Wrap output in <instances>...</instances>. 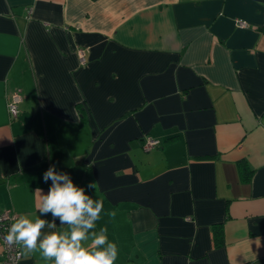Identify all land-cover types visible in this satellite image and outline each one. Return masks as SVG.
Segmentation results:
<instances>
[{
  "label": "crops",
  "instance_id": "crops-1",
  "mask_svg": "<svg viewBox=\"0 0 264 264\" xmlns=\"http://www.w3.org/2000/svg\"><path fill=\"white\" fill-rule=\"evenodd\" d=\"M53 164L116 264H264V0H0V213L35 219Z\"/></svg>",
  "mask_w": 264,
  "mask_h": 264
},
{
  "label": "clouds",
  "instance_id": "clouds-1",
  "mask_svg": "<svg viewBox=\"0 0 264 264\" xmlns=\"http://www.w3.org/2000/svg\"><path fill=\"white\" fill-rule=\"evenodd\" d=\"M43 180H51V185L47 194L41 188L35 190L39 215L35 219L25 214L13 217L3 237L6 244L25 254L38 253L46 264H116L118 245L109 240L107 227H97L104 201L87 194L54 164L43 173ZM87 188L95 189L96 183ZM49 214L51 220L41 218ZM57 221L65 226L63 231H55Z\"/></svg>",
  "mask_w": 264,
  "mask_h": 264
},
{
  "label": "built area",
  "instance_id": "built-area-1",
  "mask_svg": "<svg viewBox=\"0 0 264 264\" xmlns=\"http://www.w3.org/2000/svg\"><path fill=\"white\" fill-rule=\"evenodd\" d=\"M239 28H246L247 25L243 22H236ZM79 62L82 66L86 64V49H79L77 52ZM21 97L19 94L15 93L11 100L8 102V115L10 120H16L20 115L19 105L21 103ZM160 145L158 140L147 139L143 144V150L149 151L151 149L157 148ZM13 217H15L10 212L0 213V243L3 253V264H19L22 260V250L19 247L12 246L9 247L3 237L7 234V229L12 222Z\"/></svg>",
  "mask_w": 264,
  "mask_h": 264
},
{
  "label": "trees",
  "instance_id": "trees-1",
  "mask_svg": "<svg viewBox=\"0 0 264 264\" xmlns=\"http://www.w3.org/2000/svg\"><path fill=\"white\" fill-rule=\"evenodd\" d=\"M159 141V140H158ZM160 142V141H159ZM160 146V145H159ZM215 236H214V245L216 246V247H219V246H221V244H222V237H221V234L219 233V232H217V231H215Z\"/></svg>",
  "mask_w": 264,
  "mask_h": 264
}]
</instances>
